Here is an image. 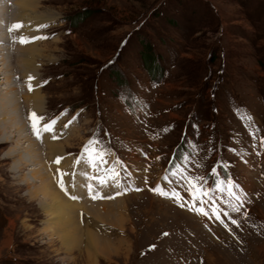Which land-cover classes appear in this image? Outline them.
<instances>
[{"label": "rangeland", "instance_id": "rangeland-1", "mask_svg": "<svg viewBox=\"0 0 264 264\" xmlns=\"http://www.w3.org/2000/svg\"><path fill=\"white\" fill-rule=\"evenodd\" d=\"M40 9L56 15L39 28L44 119L34 130L22 106V120L46 167L44 139L81 135L45 172L76 202L68 180L85 158L95 175L84 191L97 192L78 220L109 251L62 244L58 213L24 183L34 166L4 159L17 135L0 141V264H264V0H41ZM113 179L117 192L102 194ZM117 198L124 212L109 205L111 219L122 213L123 225L98 222L94 210L106 206L94 205Z\"/></svg>", "mask_w": 264, "mask_h": 264}, {"label": "bare ground", "instance_id": "bare-ground-1", "mask_svg": "<svg viewBox=\"0 0 264 264\" xmlns=\"http://www.w3.org/2000/svg\"><path fill=\"white\" fill-rule=\"evenodd\" d=\"M40 5L41 0H0V78L5 79V81L1 82H5L8 85L7 91L3 94L0 92V141H2V143H9V141H13L17 135L19 136L15 143L16 146L7 150L4 159H12L15 156L19 157V160H17L13 166L11 165L13 170H16L17 168L23 169L24 165L29 163L34 166L31 169V178L29 177L30 179L28 181H24V183L29 186L28 192H30L31 198L42 196L39 203L42 209L58 213L61 220L57 227V231L62 238L63 245H67L72 248V246L78 243L83 244V242H85L87 243V248L89 249V243H91V245L93 244L92 247L97 246L104 253H108L109 249L104 243H102V241L100 242L99 240V237L101 238V236L96 235L95 232L87 227L89 224L88 220L86 221L88 224H86L87 226L84 225V228L78 220L80 209L86 208L91 212L89 209L90 206H88L91 202L85 200L86 192L84 191L83 185L86 181L89 182L90 178L95 175V173L92 172V169H89L83 161L78 166V169H75L76 171L74 170L73 179H69L68 177V183L72 189V193H67V195L73 198L76 202H72L61 191V186L53 182L54 180H52V178L54 176L51 178V175L45 172L47 168L55 165V160L60 159L59 156L62 155L61 153L66 152L65 146L73 144L76 140L82 138L81 135L78 131H74L72 137L63 143L61 141L54 140L55 137L54 139H51V137L44 139L45 144L48 146V157L51 160V165L46 167L45 163L42 162L40 155L41 148L37 146L38 143L32 137L33 132L30 128H26L25 120H22V106H25L31 115L33 112H40L46 100L42 91L36 87L37 83H39L38 72L41 65L39 59L43 57L44 51L40 46V41L43 37L39 32V28H41L45 22H53L56 15L52 10L42 11L40 9ZM17 24L21 25V27L13 28V25ZM15 50L17 51L15 52L17 58V69L13 62H8V60L12 57L11 53ZM47 57L54 58V55L49 54ZM30 77L32 79H30ZM30 85L32 88L31 91L29 90ZM15 92L16 95H14ZM39 123L40 121L38 124ZM42 127L43 126H41L40 129ZM45 133H47V131ZM26 141L29 142V145L24 148V146L20 144L21 142ZM89 170L91 172H89ZM87 175L89 179H87ZM110 175L112 179V174L110 173ZM106 178L107 172L103 174L102 179ZM32 179H34L32 181L33 183L30 182ZM116 182L117 181L113 179L112 186L109 183L105 184L101 182L103 186H107L109 188V191H103L104 193L102 194H110L114 191L117 192V189L113 190L118 185H116ZM76 196H79L80 199L77 200L78 198H76ZM116 197L117 194L115 195V198ZM122 200L117 198L110 202L106 201L94 205V208L100 207L102 204L104 208L106 206L104 212L98 211L97 209L94 210V214L97 215L95 216L96 220L98 222L105 221L121 227L124 223V215L119 213L118 217L120 218L117 217L115 220L111 219V215L115 212L111 206H115L117 209L120 208L121 212H124V207L122 208ZM86 254L92 259V253L87 252Z\"/></svg>", "mask_w": 264, "mask_h": 264}, {"label": "snow or ice", "instance_id": "snow-or-ice-1", "mask_svg": "<svg viewBox=\"0 0 264 264\" xmlns=\"http://www.w3.org/2000/svg\"><path fill=\"white\" fill-rule=\"evenodd\" d=\"M19 27H21V25H18V24H17V25H13V28H19ZM22 42H23V41H22ZM30 79H32V78L30 77ZM29 90H30V91L32 90L31 85L29 86ZM43 119H44V117H42V116H37V114H36L35 112H33V113L30 115V120H33L32 127H33L34 130L37 129V124H38V122H39L40 120H43ZM43 130H44V131H51V127L48 126V125H45V126L43 127ZM38 134H39V133H38ZM89 143L92 144L93 142L90 141ZM87 150H88V146L85 147V151H87ZM99 155H100V157L102 158L103 153H100ZM173 175H175V173H173ZM197 179H200V178L197 177ZM222 183H223V181H217V187H220V185H221ZM228 185H229V186H228V194H229V196H232L234 199H238V197H236L235 193L231 190L232 187H235L236 185H234L233 182H232L231 180H229ZM154 190H155V189H154ZM221 191H224V189L221 188ZM160 194H161V195H164L165 193L163 192V190H160ZM203 195H207V193H203ZM239 210H240L239 207H234V208H233V211L238 212ZM201 211H202V210H201ZM203 214H204V215H207V212H204ZM217 218H219L218 213H217ZM232 223H233V224H236L237 221H236V220H232Z\"/></svg>", "mask_w": 264, "mask_h": 264}, {"label": "crops", "instance_id": "crops-1", "mask_svg": "<svg viewBox=\"0 0 264 264\" xmlns=\"http://www.w3.org/2000/svg\"><path fill=\"white\" fill-rule=\"evenodd\" d=\"M58 187V186H57ZM60 189V188H59Z\"/></svg>", "mask_w": 264, "mask_h": 264}]
</instances>
